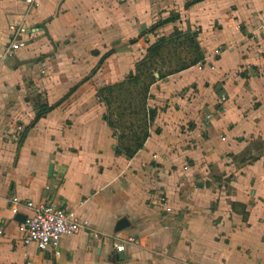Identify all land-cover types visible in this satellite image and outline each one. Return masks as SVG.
Listing matches in <instances>:
<instances>
[{"label":"crops","instance_id":"1","mask_svg":"<svg viewBox=\"0 0 264 264\" xmlns=\"http://www.w3.org/2000/svg\"><path fill=\"white\" fill-rule=\"evenodd\" d=\"M191 1L0 0V264H264V0ZM21 21L30 43L7 57L8 25ZM175 28L197 32L203 67L150 86L158 112L127 158L96 91ZM43 104L53 108L27 128ZM11 195L56 200L89 228L47 251L25 246Z\"/></svg>","mask_w":264,"mask_h":264},{"label":"trees","instance_id":"2","mask_svg":"<svg viewBox=\"0 0 264 264\" xmlns=\"http://www.w3.org/2000/svg\"><path fill=\"white\" fill-rule=\"evenodd\" d=\"M198 1L201 0L188 2L185 4V7ZM177 18L178 14H174L168 18L159 20L145 31H142L140 36L146 32H152L167 22L175 21ZM180 38L187 42L188 46L192 48L194 54L190 61L187 63L179 61V64H175L167 71L157 67V60L161 58L162 52L169 49L171 43ZM110 53L111 51L106 52L99 59L98 65H100ZM161 60H163V57ZM198 63H204V54L197 40V32L189 30L184 32L175 28L172 34L158 37L153 43L149 44L143 58L136 63L134 70L130 71L124 79L116 83L104 85L97 89V97L104 103L106 109L109 111V114L106 112L104 113L103 119L106 121L108 127L112 130L113 136L116 138V153H122L127 158H131L143 147L146 139L149 137L150 127L158 112L157 108L147 105L148 97H150V86L157 80L164 79L171 74L195 66ZM155 73L158 74L157 77L155 76ZM84 80H86V78ZM136 85H142L138 90V98L133 99V97H130V99L126 101L125 99L127 98L124 97L123 94L129 91L128 89L130 86ZM76 86L77 85L70 89L63 98L69 96ZM125 102H127L126 105H124ZM113 103H117V105H113ZM52 108V106L45 104L40 105L34 120L27 128L31 127L36 120L43 117ZM126 115L127 117H132V120L128 121ZM119 127L124 131L119 135H116L115 129ZM156 132H159V128H156ZM236 205V203H231L232 208H235ZM242 215L245 219L247 213L243 210Z\"/></svg>","mask_w":264,"mask_h":264},{"label":"built area","instance_id":"3","mask_svg":"<svg viewBox=\"0 0 264 264\" xmlns=\"http://www.w3.org/2000/svg\"><path fill=\"white\" fill-rule=\"evenodd\" d=\"M24 2L29 9L36 6V0H24ZM28 28L25 21L8 25L10 37L4 51L7 57H14L16 50L29 45V39L24 38L27 35ZM258 29L260 31L264 30V19H262ZM197 66L198 69H201L203 64ZM209 68L212 69L213 66L209 65ZM39 74L42 78L46 77L43 69L39 71ZM54 170L57 171V169ZM8 205L13 216L21 214L23 207L30 210V214H24L25 219L23 222L17 221L18 231L23 245H35L40 251L55 248L63 236L86 231L90 225L88 219L76 210L62 206L56 200L33 203L32 201L23 200L17 195H11L8 198ZM165 211H170V207H166ZM134 241L133 236H128L121 242L114 243V248L118 253L123 252L125 244Z\"/></svg>","mask_w":264,"mask_h":264},{"label":"rangeland","instance_id":"4","mask_svg":"<svg viewBox=\"0 0 264 264\" xmlns=\"http://www.w3.org/2000/svg\"><path fill=\"white\" fill-rule=\"evenodd\" d=\"M193 54L194 53L192 51V48L190 46H188L187 42L183 41L182 38L176 39L173 43H171L169 49L164 50L162 52L161 58H159L157 60L158 61L157 67H160L162 70H166V71L170 70L175 64H179V61L182 63L183 62L187 63L188 61H190V59L193 57ZM162 57H163V60H161ZM164 59H165V62H164ZM198 64L202 65L203 63H198ZM65 85H66V82H63L61 86H58L56 88V95L60 91H62V89H63V87H65ZM141 86L142 85H136V86H130L129 89L127 88L129 90L128 91L129 94H128V92L123 94V96L127 98L125 100L127 101L128 99H130V97L131 98L133 97V99L138 98V90ZM149 100H150V97H148L147 105H149ZM126 104H127V102L124 103V105H126ZM113 105H117V103H113ZM113 107H115V106H113ZM106 113L109 114V111L107 109H106ZM126 119L128 121H130V120H132V117L130 118V117H127V115H126ZM122 131H124V130L120 127L115 129L116 135H119Z\"/></svg>","mask_w":264,"mask_h":264},{"label":"water","instance_id":"5","mask_svg":"<svg viewBox=\"0 0 264 264\" xmlns=\"http://www.w3.org/2000/svg\"><path fill=\"white\" fill-rule=\"evenodd\" d=\"M157 75H158V74L155 73V76H157ZM53 167H54L53 163H50L49 166H48V171H47L48 176H51V175H52ZM15 219H16L17 221H19V222H23L24 219H25V217H24L23 215H21V214H17V215L15 216ZM128 224H129V222L127 221V219L124 218V217H122V218H120V219L116 222V225H115L114 230H115V231H120L121 229H123V228H125L126 226H128ZM117 259H121V260L124 259V254L121 253L120 256L117 257Z\"/></svg>","mask_w":264,"mask_h":264}]
</instances>
